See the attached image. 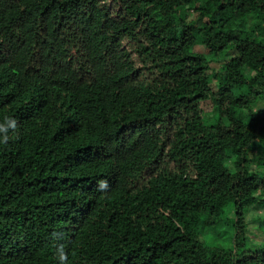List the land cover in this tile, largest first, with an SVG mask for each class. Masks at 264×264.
<instances>
[{
  "label": "trees",
  "instance_id": "16d2710c",
  "mask_svg": "<svg viewBox=\"0 0 264 264\" xmlns=\"http://www.w3.org/2000/svg\"><path fill=\"white\" fill-rule=\"evenodd\" d=\"M7 119L0 264H264V0H0Z\"/></svg>",
  "mask_w": 264,
  "mask_h": 264
},
{
  "label": "clouds",
  "instance_id": "9594fccd",
  "mask_svg": "<svg viewBox=\"0 0 264 264\" xmlns=\"http://www.w3.org/2000/svg\"><path fill=\"white\" fill-rule=\"evenodd\" d=\"M16 127V121L14 119H7L5 123L0 124V133H4L3 135H0V145L7 144L9 140V136L6 134L9 128H15ZM101 187H107V181H98ZM59 260L61 264H63V261L65 260V255L63 253L62 249H59Z\"/></svg>",
  "mask_w": 264,
  "mask_h": 264
},
{
  "label": "rangeland",
  "instance_id": "374dc122",
  "mask_svg": "<svg viewBox=\"0 0 264 264\" xmlns=\"http://www.w3.org/2000/svg\"><path fill=\"white\" fill-rule=\"evenodd\" d=\"M198 49L200 50V51H203V47H201V46H199L198 47ZM240 118H242V119H245V116L244 115H242ZM260 214V211L259 210H251V214ZM250 229H252V227H250ZM253 230V229H252ZM254 232V231H253ZM255 233V232H254ZM256 234V233H255ZM220 237H221V235H220ZM219 238V237H218ZM259 239V238H258Z\"/></svg>",
  "mask_w": 264,
  "mask_h": 264
}]
</instances>
